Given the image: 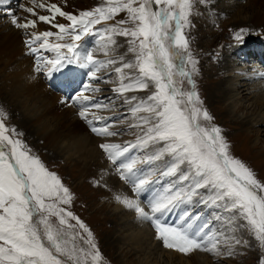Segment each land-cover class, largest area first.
<instances>
[{
	"label": "snow or ice",
	"instance_id": "snow-or-ice-1",
	"mask_svg": "<svg viewBox=\"0 0 264 264\" xmlns=\"http://www.w3.org/2000/svg\"><path fill=\"white\" fill-rule=\"evenodd\" d=\"M29 2L32 6L20 4V9L28 17H21L11 9L6 14L11 17L15 28L25 30L28 36L25 45L29 48V54H37L41 50L56 53L55 59L37 55L35 71L40 72L42 68H47V74L52 75L54 71L62 69L65 63L81 62L82 67L89 69L87 75L90 79H99L97 73L105 66V61L94 57L95 49L85 50L81 54L77 51L80 45L76 42L85 35H99L97 47L108 55L111 47L116 44L112 38L114 34L131 37L128 41L129 51L135 54V63H122V67L115 68L116 73L122 74L123 69L136 68L140 74L134 82L122 83L115 91L123 93L146 90L149 88L148 81L155 84L156 91L132 111L149 114L140 118L147 127L144 136L138 137V144L141 147L149 144L159 147L143 159L126 156L129 147L119 144L103 142L99 144V148L116 166L120 179L133 185L132 191L137 195L145 185L153 183L150 179L151 173L149 176L138 175L142 169H138L137 164H152L166 156L169 159L165 160V167L160 175L175 176L181 183L187 182V187L169 186L163 192L157 193L149 201V211L141 207L138 200L129 199L127 196L117 195V201L134 210L140 218L150 221L157 239L162 240L166 248L184 254L201 250L220 255V241L213 240L207 233L201 235L208 225L193 231L187 224L186 218L190 215L187 212L184 214L183 224L171 225L163 219L173 208L199 194L200 189H208L213 193V202H224L227 210L247 222V227L259 242V247L264 249V183L258 181L241 160L229 154L228 144L218 126L209 127L200 122L201 117L205 121L212 118L199 106L192 73L185 69V56L187 62L193 65V70L196 63L187 51L188 40L182 31L189 24L192 0H106L107 6L81 11L79 15L66 12L55 3L49 4L43 0ZM9 3L10 0H0V5ZM137 4L138 6H134ZM37 9L50 15H40ZM124 11L128 13L127 19L118 20L110 27L93 30L95 25L112 20ZM57 17L71 23H59ZM38 22L58 31H27L29 28L36 29ZM129 22L134 25L133 28L118 27ZM245 32L247 29H240L234 39L242 40ZM66 35L72 42H49L50 37L64 40ZM62 49H67L68 54H64ZM116 63L114 59L107 61V64ZM177 76L186 78L192 89L183 90L177 83ZM123 79L121 75V80ZM89 90L99 89L84 84L80 91L68 99L78 103L90 102L92 98L85 95ZM91 107L99 109L102 106L96 103ZM89 114V108L82 106L80 117L87 120ZM88 123L92 124L93 121L88 120ZM109 128L110 125L93 126L92 131L98 136L116 135ZM8 131L0 120V145L6 144L9 148L8 152L0 150V264H64L61 256H66L75 264H87V258L91 256L94 264H98L101 254L91 240V232L71 211L60 207L71 203L69 189L55 173L45 168L39 158L30 155L19 139H12L7 135ZM11 132L15 134V129H11ZM50 217L58 218L59 225L69 229L75 226L68 224L67 218L75 220L79 228L87 233L88 239L84 243L89 245L91 251L77 248L75 239L79 234L66 232L63 227H54ZM223 242L228 246V256L233 254L235 245L248 243L235 236L226 238ZM259 264H264V258L260 259Z\"/></svg>",
	"mask_w": 264,
	"mask_h": 264
},
{
	"label": "bare ground",
	"instance_id": "bare-ground-1",
	"mask_svg": "<svg viewBox=\"0 0 264 264\" xmlns=\"http://www.w3.org/2000/svg\"><path fill=\"white\" fill-rule=\"evenodd\" d=\"M214 1L218 2L219 0ZM230 1L231 0H224V2H222V5L220 4V8L223 12H225L224 15H227V17L230 18H234L235 23L233 26H236V30H233L234 32L245 28V25L249 24L264 28V15L260 14V12L258 11L259 7L256 3L247 6L246 4L242 3L243 0H234L236 1L235 7L237 9L239 8V12H242V10L244 12L248 9L253 11V13H250L249 17L247 16L243 19V22H241L242 24L240 25V21L235 18L238 17V15L236 14L232 16L233 11L236 12V9L233 8V5H230ZM262 1V6H264V0ZM43 2L50 4L57 2V0H43ZM23 4H25L26 6H32L29 0H25ZM5 6L6 5H0V7ZM212 6L213 5H211V7ZM13 8V12L16 14H18L19 11H22L20 9V6L16 8L15 4H13ZM79 8L80 5H78L76 9L78 10ZM80 10L81 8L78 10V12ZM221 10H219V13L221 12ZM3 11L5 10L0 9V15L3 14ZM38 12L40 15H50V13H40V11ZM18 15L21 17H28L27 13ZM29 18L35 19V17ZM7 19V17L5 18L0 16V45L2 43H5L11 47L9 51L10 57L12 58V60L10 61V65L7 67L6 75L4 77L8 78L9 76H11V78L10 80L3 83L5 85L3 96L5 100L4 105L7 107L6 103H8L9 108L10 106L12 108L8 111H10V116L14 117L15 123L23 128L26 131V134L32 139L40 138L41 140H43L46 149L49 150V152L55 159H63L66 162L68 161L69 163L73 161L72 163L74 168L79 167L80 162H86L85 166H83L84 168H81L84 171L86 177L84 182L89 183L87 182L88 179H91L93 181L94 178L98 176V174H101V179L106 183L102 185V190H105V188L108 186V189L106 191L110 193L111 191H113V194L115 196H127L129 199L138 200L141 207H144L146 211H149V201L157 193H161L165 188L169 187V185L164 181V176L158 175L160 174V171L164 169L163 163L160 161H156L152 164H137V168L142 169V172L138 173V175L149 176V174L151 173L150 179L151 181H153V183L145 185L139 195L133 193V185L126 182L125 180L120 179V176L116 171V166L113 165L111 161L108 162V158H104L102 160L103 151L99 148L100 143L107 142L108 140H112L115 137H117L118 140L115 139L113 143L119 144L121 146L123 143L128 142V140L130 139L125 138L123 142H121L119 139L122 136H118L117 134L110 137L98 136L97 134H93L91 130L93 126L103 127L105 125H110V120L113 117L112 115H114V109L113 105L109 107V103H104L105 100L103 99V97L107 94H104V91L102 92L100 90H89L85 93V95H88L92 98L90 102L84 101L78 103L71 100L70 102L69 100H66V98H69L73 94H76V92L80 91L84 84H89L91 88L100 89L98 82H95L97 79H90L91 81L87 82L85 81L86 76H88L87 73L89 69L82 67L81 62L72 64L65 63L62 69H60L59 71H54L52 75L47 74V68H42L41 71L44 70L42 77L41 71H35L36 58H34L33 60V58L31 57L32 55L29 54V48L25 47L24 40L21 39L22 36L25 37V40L28 38L26 33H24L25 30L23 32H20L21 29H17L12 25L11 18H9L8 20ZM57 22L65 23L66 25L71 23L61 17H57ZM224 26H226V24L220 25V27ZM43 29H50L53 32L58 31V29L56 28H50L49 25H44L41 24V22H38V27L36 29L29 28V32H40L43 31ZM246 29L248 30L249 28ZM214 33L217 36H215L211 40L212 44H214L215 41L218 42V37H220V33L218 34V32H216L215 30ZM87 39L88 38L83 36L80 41L76 42L80 45L77 51L83 54L85 50L95 49L93 55L96 59H98L102 55L105 56L104 51L97 47L98 39H94L93 42H90ZM222 41L225 42V40ZM49 42L54 44L69 43L72 41L70 37L66 35L64 40H57L56 37H50ZM232 43L233 42H230L229 44L231 45ZM91 45H93V48H90ZM251 45V43L246 44L245 47L239 45L235 50H241L239 53L244 54V60L248 57V54H250L249 52H252V54L255 55H262L264 60V41L259 43L255 42L253 47H251ZM113 50L114 46L111 47L108 54L113 53ZM61 51L64 54H68L67 49H62ZM49 52H51V57L49 58L55 59L56 53L54 51ZM236 53L237 52L235 51V54ZM227 54L228 53H222L224 59L221 63L220 71H224L225 73L229 72L228 78L223 80L220 79L219 83H217V86L215 84L212 85L210 87V90L218 88V85L224 83L226 87L221 88V94L222 98H224V100H227L226 102H228L229 109L235 110L236 108H244L246 106V103H248V105H251V107L253 108L260 109L257 117L251 118L248 122L242 121L241 123L246 126L250 121L256 123H264V112L262 111L264 107V70L262 71L256 69L255 66L258 65V58L254 55L257 58L254 62L255 66H253L251 61H249L250 59H246L249 63L248 65H238L234 64V61L229 59V54ZM20 55L25 56L24 60L22 61V66L18 65L19 63H15ZM45 58H48V56H46ZM13 60H15L14 64L12 63ZM108 65L109 64H107V61H105L104 68H106L107 71L108 69H111V66L109 67ZM9 69L13 70V74L10 73ZM99 73L101 72H98L97 76L100 78L101 76L99 75ZM73 81L78 82V84L72 85L71 83ZM106 86H108V84ZM114 89L115 88H113L112 90ZM107 90H110V88H108ZM109 92H111V90ZM109 95H111V93ZM248 96L252 97L246 98ZM96 103H99L103 107L101 108L106 114H104V116L101 117L102 119L99 120L94 118L89 119V117L93 113H96V108L91 107L92 104ZM103 104L106 106H104ZM82 106L89 108L90 114L87 120L81 118L79 115ZM101 108H99V110ZM3 113L5 114L4 111ZM3 117L4 116H2V118ZM88 119L92 120L93 123L89 124ZM136 144H128L126 146H122L129 147V152L125 155L135 159H143L147 157L149 155L148 151L147 153L144 152V150L142 151V148L138 146L139 144L136 147H131V145ZM257 144L258 142L256 141L254 146H256ZM98 157H100V160L98 159ZM93 166L95 167V169L93 170L95 174L88 173L90 172L89 169ZM102 169L104 171L99 172ZM170 177H172V180L169 181H171L172 184L178 182L176 180L177 177ZM72 180L69 179L68 182ZM85 185V183H82L79 185V187H82L84 190L86 188ZM175 187H178V183ZM75 194L77 193L75 192ZM201 196H203L202 199L199 197V199H197L196 197H192L190 201L179 204L170 212L166 213L163 219H166L167 223L171 225L183 224L185 223L184 214L186 212L189 213L190 215L186 219L187 224L191 226L192 230L196 231L203 225H208V227L204 229V232L201 233V235L207 233V235L213 240H219V248L222 246V241H224L225 238L222 235V232H220L221 230L216 224L213 223V226L209 224V222H207V217L199 216L203 214H198V212L196 211L197 208L199 209L201 204H203L204 202L207 203L206 200L208 199V196L204 194ZM86 197L88 196L86 195ZM99 199L100 198L98 196V200ZM83 202L86 204L85 200H83ZM111 203L116 204V206L112 208V214L108 213L106 215L108 218L115 217L116 219H112V221L109 222L104 220L99 224L98 227L95 225L91 229V240L96 239L93 242L96 245V248L101 244L100 247L104 248V251H110L111 253L112 250L114 253H117L119 255V257L117 258H121V260L124 261L125 264H164V262H166V264H214L212 259H217L216 257L223 255H214L212 252L194 250L192 251V255L188 256V254L185 255L184 253H181L174 249L166 248L163 244V241L157 239L155 228L150 221L140 218L134 210L127 208L123 203L117 201L116 198H114ZM200 208H202V206ZM100 226H102V229L104 230L101 231V229H99ZM107 226L108 229H106ZM86 239H88L87 234L85 235V238L81 240L82 245H84L85 251H91L89 245L84 243V240ZM154 241L157 243H154ZM161 246L165 249L161 248ZM138 255L140 258H136L138 259V261H136V259L133 257H137ZM111 256L113 257L114 255L111 254ZM125 257L127 258L125 259Z\"/></svg>",
	"mask_w": 264,
	"mask_h": 264
},
{
	"label": "rangeland",
	"instance_id": "rangeland-1",
	"mask_svg": "<svg viewBox=\"0 0 264 264\" xmlns=\"http://www.w3.org/2000/svg\"><path fill=\"white\" fill-rule=\"evenodd\" d=\"M13 1L14 0H11L10 3L7 4L5 7H0V9L5 10L3 11V14L0 15L1 17H5V18L7 17L8 19L11 18L6 14L7 13L6 11L9 9L13 11L14 9L13 4H15L16 8H18L21 3L25 2V0H17L18 2L17 1L13 2ZM222 2H224V0H219L218 2L214 0H192V7L188 17L189 24L186 25L182 31L184 36L188 40L187 51L188 53L191 54V58L196 63H195V70H193V65L190 62H187V56H185V61H186L185 69L186 71L192 73V80L195 82L194 90L196 93H198L199 96V101H200L199 106L201 107L202 110H206L209 113L210 117L212 118L210 121H205L201 117L200 122L203 125L209 127L218 126L221 129V135L223 139L228 144L229 154L234 158H238L239 160H241L253 172L254 176L258 179V181L264 183V123L262 122L256 123L250 121L247 126L241 123L242 121L248 122L251 118L257 117L260 109L253 108L251 107V105H248V103H246V106L241 109H237V108L235 110L229 109L228 102H226L227 100H224L221 94V88L226 87L224 83L218 85V88H214L213 90H210V87L212 85L215 84L217 86V83H219L220 79L223 80L228 78L229 72L225 73L224 71H220L221 63L224 59L222 53L224 54L228 53L229 55L228 54L227 55L229 56V59L233 60L234 64H238V65H243V64L248 65L249 63L246 59H250L249 61H251L253 66H255L254 62L256 61L257 58L258 60H263L262 55L256 54L255 55L257 57L256 58L255 56H253L252 52H249L252 55L248 54V57L244 60L245 58L244 54L239 53L241 50L237 51L235 49L239 45L245 47L246 44L251 43L250 41L255 40L254 42L256 43L263 42L264 28L260 26L256 27L251 24L245 25L244 29L246 28L249 29L247 30V32L243 33L242 40L238 41L234 39V36L237 32V31L235 32L233 31L236 30L235 29L236 26H233L235 23L234 18L233 17L230 18L227 17V15H224L225 12H223L220 8V4L222 5ZM242 3L246 4L247 6L256 3L259 7L258 11L260 12L261 15H264V6H262L263 3L262 0H243ZM55 4L59 5L64 11L70 10L69 12L75 15H79L81 11L92 10L97 6H107L106 0H60V1L57 0ZM235 4L236 1L234 0L230 1V5H233V8L236 9V12L233 11L232 16L237 14L238 17L235 18L238 21H240V25H241L243 19L246 18L247 16L249 17L250 13L251 12L253 13V11L248 9L245 10L244 12L243 10L242 12L241 11L239 12V8L237 9L235 7ZM78 5H80L81 8L79 12L78 10L80 8L78 10L76 9ZM211 5L213 6L211 7ZM134 6H138V4ZM153 7L155 8V5H153ZM41 10L42 9H38L40 13H48L44 10L42 11ZM219 10H221L220 13ZM18 14L23 15L26 14V12L19 11ZM127 17H128V13L126 11L121 12L118 15H116L114 19L108 21H102L100 25H95L93 30L95 31L104 27H110L116 24L118 20L127 19ZM41 24L44 23L41 22ZM221 24H226V26L220 27ZM118 27L133 28L134 25L131 22H129L124 25H118ZM45 30L46 29H43V31ZM214 30L218 32V34L220 33V37H218L219 43L215 41V43L212 44L211 40L215 36H217L214 33ZM23 31H24L23 29L20 30V32ZM27 31L29 32V29ZM24 33L26 32L24 31ZM85 37L88 38L87 40H89L90 42H93L94 39L100 40L99 35L89 34V35H85ZM112 38L116 41L113 50L114 52L105 56L102 55L98 59H102L103 61L114 59L117 61V63L109 64L108 66L109 67L111 66V69H108V71L106 70V68H104L105 67L104 66L101 69V71H99L101 72L99 73V75L102 78L100 77L95 82L96 83L98 82L100 88L99 90L102 92L104 91L103 93L107 94L106 96L104 95L103 97V99L105 100L104 103L107 104L109 103L108 105L109 107L113 105V109H114L113 112L115 117L114 115H112L113 117L110 120L111 128L109 129V131H113L118 136H122L119 139L121 142H123L125 138L130 139L128 140V142L123 143L122 146H126L128 144H136V143H137L136 145H138V137L144 136L147 127L146 125L143 124V121L140 118L144 116H148L149 114L143 111L133 113L132 109L136 107L138 104H140L141 101H147L148 97L156 91V88L154 82L148 81L149 88L146 90H132V91H125L123 93L115 91V89L119 88L122 83L128 84L134 82L135 79L139 78L140 74L138 72V69L136 68L123 69L122 74L116 73L115 68L122 67V63L126 62V63L134 64L135 54L129 51L128 41L131 39V37H125V36L113 34ZM21 39L24 40V45H25V37L22 36ZM222 40H225V42H223ZM229 41L233 43L230 45ZM10 48L11 47L5 43H2L0 45V120H2L6 128L9 129V131L6 134L9 135L12 139H19L24 145V147L27 150H29L30 155L39 158L41 163L45 166V168L48 171L53 172L58 176L61 183L69 189V192L72 197L71 203L67 205H60V207L65 208L67 211H71L74 215L76 214L75 216L78 217L79 220L84 225L87 223L86 228L90 232L95 225L98 227L99 224L104 220L108 222L112 221V219L115 220L116 219L115 217L108 218L106 214L108 213L112 214L111 213L113 212L112 208H114L116 204H112L111 201L114 198H116V196L113 194V191H111V193L106 191L108 189V186L105 188V190L101 189L102 185L106 184L105 181L101 179L102 178L101 174H98V176L96 174L97 177L94 178L93 181L91 179H88L87 182L89 183L84 182L86 177L84 171L81 168H84L83 166H85L86 162H82V163L80 162V166L74 168L72 163L73 161L69 163L68 161L66 162L63 159H55L53 155H51L49 150L46 149L43 140H41L40 138L32 139L31 137H29L26 134V131L15 123L14 117L10 116V111L8 110L9 109L11 110L12 108L11 106L9 108L8 103H6L8 108L4 105L5 100L3 96L4 94L3 90L5 86L3 83L10 80L11 78V76H9L8 78H4L6 75L7 67L10 65V61L12 60V58L10 57V51H9ZM90 48H93V45H91ZM235 51L237 52L236 54ZM50 53L51 52L49 51L41 50L37 54H31L32 55L31 57L34 60V58H36L37 55L42 54L43 57L48 56L47 59H50L49 58L51 57ZM24 57H25L24 55H20L15 63H19L18 65L22 66L23 65L22 61L24 60ZM14 61L15 60H13L12 62L13 64ZM177 63L180 62L177 61ZM255 67L257 70L263 71L259 63ZM41 72L43 77L44 70ZM10 73L13 74V70H10ZM121 75H123L124 77L123 80H121ZM176 80L178 85L182 87L183 90L188 91L192 89V86L187 83L186 78H181L177 76ZM85 81L86 82L91 81L89 76H86ZM71 84L76 85L78 84V82L73 81ZM107 84L108 86H106ZM108 88H110L111 92H109L110 90H107ZM113 88L115 89L112 90ZM110 93L111 95H109ZM250 97L252 96H248L246 98H250ZM66 100L68 101L69 99L66 98ZM101 109L100 110L98 109L97 111L96 108V113H93L94 115L92 114L89 117V119H92L94 117H100V118L103 117L104 114L106 113L103 111V109L102 110ZM3 111L5 112V114L3 113ZM262 111L264 112V107ZM2 116L4 117L2 118ZM136 125H140V126L137 127ZM11 129H15V134L11 132ZM93 134L96 133L93 132ZM115 139H117V137L113 138L112 140H108L107 142L113 143ZM256 141L258 142V144L254 146ZM138 146L142 148V151L144 150V152L146 153L148 151L149 155L153 153L156 147H159V145H152V144H149L146 147H141L140 145ZM0 150H4L5 152H8L9 148L8 146H6V144L0 145ZM103 153H102V160L104 158H107L106 153L104 154ZM98 159L100 160V157H98ZM168 159L169 158L166 156L163 160H160V162L163 163V168L165 167V160ZM107 161L110 162V160ZM94 169H95L94 166L91 167L89 169L90 172L88 173L95 174V172L93 171ZM103 171L104 170L102 169L99 172H103ZM69 179L71 180L73 179V180L68 182ZM169 180H172V177L164 176V181L169 186L172 185L177 186L178 183V187H185V188L187 187V182L181 183L177 178L176 180L178 182H176L175 184H172L171 181ZM96 182H98L99 184ZM82 183L86 184L85 185L86 188L84 190L82 187H79V185ZM75 192L77 194H75ZM203 194L208 196V199L206 200L207 203L205 202L203 203L205 205L201 204L200 206H202L204 210H208L210 214L216 213V218L219 222V227H220L219 229L221 230L220 232H222L223 230V236L225 237L224 241L226 238L235 236L236 238L241 239L242 241L248 242L247 245L244 244L235 245L233 254L231 256H228L226 254L228 251V246L226 243L222 241L223 244L221 247H219V250L221 249L220 252L223 255L216 257L217 259L213 258L212 260L214 264H259L260 259L264 258V249H261L259 247V242L255 239L254 234L251 233L247 227V222L243 219H238V217L234 215L233 212L227 210L224 202L222 201L213 202L212 199L213 193L208 189L206 190L200 189L199 194L194 195L193 197L194 198L199 197L202 199L203 196L201 195ZM86 195L88 197H86ZM98 196L100 198L99 200H98ZM83 200L86 201V204L83 202ZM199 216L207 217V222H209V224L213 226V223L210 221L208 213ZM49 219L56 228L63 227L66 232H71L73 234L78 233L79 235L76 236L75 244L77 248L84 249V245H82L81 242L82 240L81 237H83L84 239L87 233L83 229L79 228V225L75 220H72L71 218H67L68 224L75 226L74 228L69 229L67 226H60L58 223V218L50 217ZM241 225H245V226L241 227ZM99 229H101V231L104 230L102 229V226H100ZM106 229H108V226ZM41 231H42V226H41ZM95 240L92 239V242H94ZM155 241L154 243H157ZM45 243L47 245L46 240ZM232 243H234V241H232ZM100 246L101 244L98 245L97 247V249L101 254V259L98 262V264H116V263L125 264L124 261L121 260V258L119 259L117 258L119 257L117 253H114L112 250L111 253L110 251L106 252L104 251V248ZM161 248L163 247L161 246ZM111 254L114 255L113 256L114 258L111 256ZM191 255L192 252L188 253V256ZM63 257L64 258L60 257V259L64 261V264H75L74 261L69 260L66 256ZM126 258L127 257H125V259ZM133 258L136 259L140 257L138 255L137 257L134 256ZM136 261H138V259H136ZM87 264H94V262L91 260V257L87 258ZM164 264H166V262H164Z\"/></svg>",
	"mask_w": 264,
	"mask_h": 264
}]
</instances>
